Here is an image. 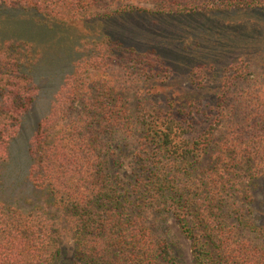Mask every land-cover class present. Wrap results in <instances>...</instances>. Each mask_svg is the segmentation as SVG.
Listing matches in <instances>:
<instances>
[{
	"label": "trees",
	"instance_id": "trees-1",
	"mask_svg": "<svg viewBox=\"0 0 264 264\" xmlns=\"http://www.w3.org/2000/svg\"><path fill=\"white\" fill-rule=\"evenodd\" d=\"M149 3L161 13L216 4L264 9V0H0V16L10 15L9 28L0 26L1 190L16 164L12 144L42 89L37 77L52 57L45 37L65 41L58 34L67 25L97 10L109 19L152 11ZM113 37L90 42L25 152L26 179L66 215L70 264H182L159 231L169 217L190 239L194 264H264V217L255 204L264 178V91L254 79L229 78L210 112L166 109L146 93L133 109L107 66L140 80L163 61ZM51 63L63 76L67 65ZM64 253L60 226L0 196V264H61Z\"/></svg>",
	"mask_w": 264,
	"mask_h": 264
},
{
	"label": "rangeland",
	"instance_id": "rangeland-1",
	"mask_svg": "<svg viewBox=\"0 0 264 264\" xmlns=\"http://www.w3.org/2000/svg\"><path fill=\"white\" fill-rule=\"evenodd\" d=\"M143 5L152 11L108 19L103 16L105 11L100 9L84 23L67 25L71 29L66 28L62 33L59 31L61 34L58 36H63L65 41L45 37L49 39L44 42L45 45L53 46L49 48L52 57L47 59L48 68L42 67L39 73L42 77H37L42 89L32 110L24 118L19 137L12 144L16 164L10 167L9 182L0 189V196L24 211L41 214L62 228L65 261L61 264H70L75 258L72 232L62 209L51 202L44 190L34 188L26 179L25 152L36 124L49 112L65 78L77 63L89 57L86 51H89L90 42L111 35L138 49L155 50L161 57L163 65H158L156 73L140 80L129 75L119 64L107 66L115 82L121 88L126 87L127 96L131 100L133 98V109L138 105L141 107L144 101L141 95L146 93L149 103H159L166 109L170 103H175L180 109L200 108L202 112H210L215 99L222 93V82L229 78L254 79L264 91V9L226 8L216 4L192 12L161 13L150 3ZM26 15L30 16L29 13L17 14L19 18ZM8 18L9 13L1 15L0 26L9 28ZM65 54H70V57ZM56 55L60 58H53ZM51 62H55L57 67L67 65L63 76L55 74V66ZM246 66L250 78L242 73ZM218 134L220 140L222 131ZM124 171L130 172V167L126 165ZM255 198L257 214L264 217V178ZM159 231L172 243L178 262L194 264L190 239L182 232L174 217H169L165 224H161Z\"/></svg>",
	"mask_w": 264,
	"mask_h": 264
}]
</instances>
